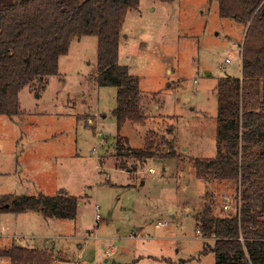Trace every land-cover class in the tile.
<instances>
[{
	"label": "rangeland",
	"instance_id": "obj_1",
	"mask_svg": "<svg viewBox=\"0 0 264 264\" xmlns=\"http://www.w3.org/2000/svg\"><path fill=\"white\" fill-rule=\"evenodd\" d=\"M245 34L217 1L141 0L125 18L119 59L140 78L147 120L122 126L117 88L96 80L97 37L74 39L59 75L23 87L19 115H0V195L63 192L79 199L77 217L0 214V251L60 252L53 264H215L201 253L197 216L235 212L238 184L199 179L193 163L217 154V86L242 77ZM147 136L157 154L117 168L118 148H147ZM165 140L176 157L160 156L171 150Z\"/></svg>",
	"mask_w": 264,
	"mask_h": 264
},
{
	"label": "trees",
	"instance_id": "obj_2",
	"mask_svg": "<svg viewBox=\"0 0 264 264\" xmlns=\"http://www.w3.org/2000/svg\"><path fill=\"white\" fill-rule=\"evenodd\" d=\"M141 0H0V115L20 114L19 94L30 84H44L59 75L60 58L74 39H98L99 86L117 88L114 110L120 126L145 123L140 78L120 64L119 51L125 18ZM173 2L175 0H161ZM217 1L222 18L243 24L242 77H224L217 86V154L194 160L196 176L206 182H236L235 212L216 215L213 208L197 216L204 243L215 264H264V0ZM153 131H150V133ZM148 134V135H149ZM147 148H118L116 167L132 169V160L156 155L158 142ZM160 156L176 157V149ZM155 146V147H154ZM79 199L73 195H0V214L40 213L45 219H75ZM11 264H51L36 249L13 246L0 251Z\"/></svg>",
	"mask_w": 264,
	"mask_h": 264
},
{
	"label": "crops",
	"instance_id": "obj_3",
	"mask_svg": "<svg viewBox=\"0 0 264 264\" xmlns=\"http://www.w3.org/2000/svg\"><path fill=\"white\" fill-rule=\"evenodd\" d=\"M120 64H122V63H120ZM123 65V64H122ZM134 149V148H133ZM186 150V149H185ZM176 152H177V150H176ZM178 153V152H177ZM227 201L228 200H226V202L225 203H227ZM227 205H229V204H227ZM226 206V205H225ZM187 210H189V208H187ZM172 211V210H171ZM200 237V236H199ZM200 238H203V237H200ZM203 240V242L205 243H208V244H210V243H214L213 242V240L212 239H210V238H204V239H202ZM29 249H32V248H29ZM38 252H43L49 259H50V261H52V263L51 264H53L54 262H56L57 260H59L60 258H59V253H56L55 251H53V250H41V249H39V248H35ZM203 251H201V253H202ZM207 254H209V253H207ZM207 254H204V255H207ZM3 258H6V257H3ZM9 258V257H8ZM61 260V259H60ZM9 261L11 262V259L9 258Z\"/></svg>",
	"mask_w": 264,
	"mask_h": 264
},
{
	"label": "built area",
	"instance_id": "obj_4",
	"mask_svg": "<svg viewBox=\"0 0 264 264\" xmlns=\"http://www.w3.org/2000/svg\"><path fill=\"white\" fill-rule=\"evenodd\" d=\"M229 62H230L229 60H226V63H229ZM149 171H150V173H155L154 169H150ZM225 208L229 209V206H226ZM96 209L98 211L99 207L97 206ZM97 219H100V215L99 214H97ZM168 224H169L168 222H158L157 223V228L167 227ZM197 234H198V236L202 237L200 230H197ZM136 236L137 235H133L132 237L135 238ZM140 237H144V236H137L136 238H140ZM74 264H81V261L79 260V261L75 262Z\"/></svg>",
	"mask_w": 264,
	"mask_h": 264
},
{
	"label": "water",
	"instance_id": "obj_5",
	"mask_svg": "<svg viewBox=\"0 0 264 264\" xmlns=\"http://www.w3.org/2000/svg\"><path fill=\"white\" fill-rule=\"evenodd\" d=\"M60 194H63V192H61Z\"/></svg>",
	"mask_w": 264,
	"mask_h": 264
}]
</instances>
